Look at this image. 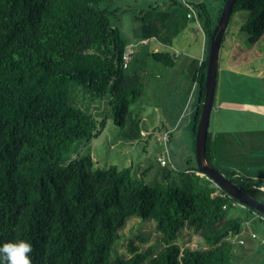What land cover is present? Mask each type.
I'll use <instances>...</instances> for the list:
<instances>
[{"label": "trees", "instance_id": "trees-1", "mask_svg": "<svg viewBox=\"0 0 264 264\" xmlns=\"http://www.w3.org/2000/svg\"><path fill=\"white\" fill-rule=\"evenodd\" d=\"M103 1L0 0V243L29 241L31 264H232L233 244L244 245L237 241L245 226L242 219L226 215L240 204L200 173L197 164L183 172L167 171L162 183L149 186L133 178L131 166L94 169L90 156L63 159L74 142L90 140L105 128L104 121L72 103L71 82L93 101L109 95L113 125L121 129L124 142L156 135V128L144 132L140 116L130 111L143 96L144 83L136 66H130L126 43L111 26ZM197 7L209 43L217 23L212 24L204 4ZM242 11L248 16L240 31L255 44L264 36V0H233L228 24ZM220 14L221 9L217 20ZM170 51L140 56L153 61L150 79L155 83L169 78L157 70L175 66L178 56ZM208 51L206 44L192 77L197 92L194 134ZM160 156L165 161L164 150ZM215 159L208 127L204 161L218 171ZM235 175L231 172L232 179ZM248 210L256 215L261 236L253 231L250 238L263 244L264 215ZM130 217L154 221L161 248L154 251L130 241L129 257L112 259L118 231ZM186 229L207 248L179 246L176 241Z\"/></svg>", "mask_w": 264, "mask_h": 264}, {"label": "rangeland", "instance_id": "rangeland-1", "mask_svg": "<svg viewBox=\"0 0 264 264\" xmlns=\"http://www.w3.org/2000/svg\"><path fill=\"white\" fill-rule=\"evenodd\" d=\"M173 2L178 5H174ZM198 4H204L211 19H214L213 25L218 23L217 17L220 9L222 11L224 7V0H104L102 7L108 10L111 26L118 28L125 41L137 39L140 33H147L149 39L152 36L151 33L155 34L157 30H161L158 29L160 27L164 39L172 36L171 38L175 41L181 42L180 45L187 42L189 38L193 39L190 51L198 53L199 46L196 47L194 43L195 39L201 36L196 22L198 19L203 21L202 18H198ZM247 16L248 12L242 11L231 17L219 49L217 76L226 77V70L239 68L244 79L250 78L251 82L257 81L258 79L254 77L258 76L264 83V36L255 44L248 43L247 34L240 31V26ZM193 31L198 33L197 36H194ZM204 33L206 35V32ZM206 44H209L207 38ZM146 49L153 50L152 40L147 41ZM182 51L180 48L170 51L174 57L175 54L178 56L175 58L173 69H161L166 70L164 73L157 70L161 77L165 73L169 75L166 82L159 80L155 83L150 79L154 63L147 56L139 62L135 59L132 65L136 66L142 77L144 92L141 99L131 106L130 111L140 116L141 127L145 131L156 128V133L153 131L156 135L150 138L146 135V138L144 137L146 141L124 142L120 137L121 129L113 125L114 115L109 104L112 99L109 95L103 100L93 101L77 84L71 82L72 103L91 114L97 121H104L105 128L90 140L74 142L71 149L63 154V159L67 162L90 156L94 169H106L111 165L117 168L131 166L133 178H142L149 186L162 183L167 171L183 172L186 168L195 167L196 133L194 134L192 129L195 121L194 114L191 118H183L182 114L178 119L180 107L185 101V92L193 84L189 70L195 66L194 61L184 56ZM182 61L188 62L189 68L185 73L178 66ZM132 70L129 73H132ZM212 110L209 132L216 157V169L225 178L235 181L238 185L236 186L244 190V193L264 204V193H259L264 190V137L256 132L263 122L260 121L259 124L253 125L254 127L249 125L248 128L239 121L240 118L237 122L234 121L236 119L234 113L224 117L223 112H217L215 108ZM247 118L244 117L245 120ZM163 131L169 133L165 145L161 141ZM163 150L166 166L158 162V157ZM230 171L236 173L234 178L240 182L231 178ZM176 181L179 182L177 177ZM240 184L243 187L239 186ZM248 185H251L252 189H249ZM226 216L242 219L243 227L246 225L247 228V232L238 237L245 244L243 246L233 244L232 264H264V244H261L262 247L257 248L256 252H253L250 245V234L253 231L258 238L261 237L258 231L260 224L256 220V215L240 205H233ZM254 229L257 231L255 232ZM118 234L119 238L114 242L110 252L112 259L121 256L129 257L126 244L130 241L136 245L154 247V251L161 248L158 241L160 234L156 229V223L152 220L130 217L126 219ZM140 237L146 238L147 243L139 242ZM176 242L179 246L189 247L192 250L207 248L206 243L190 229L184 230L182 237Z\"/></svg>", "mask_w": 264, "mask_h": 264}, {"label": "crops", "instance_id": "crops-1", "mask_svg": "<svg viewBox=\"0 0 264 264\" xmlns=\"http://www.w3.org/2000/svg\"><path fill=\"white\" fill-rule=\"evenodd\" d=\"M197 26L199 27V34L201 38H196L195 43L196 47L200 49L198 53H192L190 45L192 44L191 38L187 40V42H182L181 44L175 41L174 38L168 37L163 38L162 28H158L161 30H157V32L151 33L150 40L153 41V50H147V41L149 40L147 37V33H140L136 34L137 39H126V52L130 56V66L134 64L135 59L140 56L146 55L149 52H156V51H163V50H175L180 48L181 51L185 54L189 59L194 61V68L189 70V74H192V77L195 75L197 68L201 59L203 58L205 49H206V35L204 28L200 19L196 22ZM194 36H197V32L193 31ZM177 42V44H176ZM176 44V46H175ZM179 46V47H178ZM141 59V57H140ZM185 73V71L189 68L188 62H180L178 64ZM133 67V66H132ZM175 67V66H174ZM239 68L237 69H228L226 70V77L219 78L217 76L216 81V91H215V101H214V108L220 112H223V115L234 113L235 120L237 122L238 118H240L243 125H246L249 128L254 127L253 125L259 124L260 121L263 122V125L260 124L259 129L256 131L257 133H261L260 135L264 137V83L261 82V78L255 76L258 82L253 80L252 82L249 79H244L241 72H239ZM256 83V85H255ZM189 86V85H188ZM185 101L180 107L178 119L183 114V118L185 117H192L195 112V105L197 100V92L194 88L193 84L188 87L187 91L185 92ZM185 110V111H184ZM244 117H248L246 120ZM189 119V118H188ZM154 128V127H153ZM152 128V129H153ZM151 131V130H150ZM149 131V132H150ZM146 132V131H144ZM148 133V131H147ZM237 134V133H236ZM243 135V134H242ZM264 165V162H263ZM259 192V191H258ZM259 193H264V190ZM259 231V230H258ZM247 232L246 225L242 230V234ZM242 240V239H241ZM251 248L253 252H256V249L262 247L261 244L259 245L253 240H250ZM245 244V243H244ZM264 244V243H263Z\"/></svg>", "mask_w": 264, "mask_h": 264}, {"label": "water", "instance_id": "water-1", "mask_svg": "<svg viewBox=\"0 0 264 264\" xmlns=\"http://www.w3.org/2000/svg\"><path fill=\"white\" fill-rule=\"evenodd\" d=\"M232 3L233 0H226L217 26L210 37L204 83V100L195 134V159L199 172L215 182L230 198L236 200L240 205L264 215L263 203L251 198L218 171L209 167L204 161L206 137L216 89L218 54L229 21Z\"/></svg>", "mask_w": 264, "mask_h": 264}, {"label": "clouds", "instance_id": "clouds-1", "mask_svg": "<svg viewBox=\"0 0 264 264\" xmlns=\"http://www.w3.org/2000/svg\"><path fill=\"white\" fill-rule=\"evenodd\" d=\"M31 252V243L24 239L0 243V264H31Z\"/></svg>", "mask_w": 264, "mask_h": 264}, {"label": "built area", "instance_id": "built-area-1", "mask_svg": "<svg viewBox=\"0 0 264 264\" xmlns=\"http://www.w3.org/2000/svg\"><path fill=\"white\" fill-rule=\"evenodd\" d=\"M188 17H189V16H188ZM123 59H124V61L127 62V60H128L127 55H125ZM161 141L163 142L164 145L166 144V142L168 141V134H167V133H164V134L161 136ZM158 161L160 162V164H161L162 166L166 164L165 161H164V159H163L161 156L158 157ZM215 187H216V185H215ZM216 189H218V188H216ZM216 193H217V191L215 192V194H216ZM253 237H254V236H252V238H253ZM238 243H239V244H243V241H242V240H239Z\"/></svg>", "mask_w": 264, "mask_h": 264}]
</instances>
